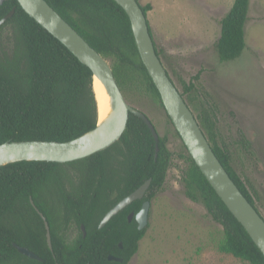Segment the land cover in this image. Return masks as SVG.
Segmentation results:
<instances>
[{
  "label": "trees",
  "instance_id": "obj_1",
  "mask_svg": "<svg viewBox=\"0 0 264 264\" xmlns=\"http://www.w3.org/2000/svg\"><path fill=\"white\" fill-rule=\"evenodd\" d=\"M46 1L111 62L127 100L131 92H140L166 112L140 57L130 18L120 5L114 0ZM250 1L235 0L220 22L221 36L216 50L223 63L239 59L247 48ZM141 7L148 16L152 6ZM13 9V17L0 27V33L9 27L12 34L7 50L0 56V145L22 141L66 143L95 130L98 109L91 70L36 23L17 0H5L0 6V21ZM150 31L153 37L151 27ZM155 47L180 90L166 55L158 50L156 43ZM179 82L182 96L218 159L263 217L256 189L237 173L230 150L221 143L213 107L199 97L196 83L188 84L183 79ZM166 115L173 125L167 112ZM176 134L180 137L177 130ZM158 145L157 153L149 127L143 119L130 114L120 141L89 158L66 164L18 162L1 167L0 264H129L138 253L139 242L147 229L139 230L138 223L135 220L129 223L126 216L131 211L137 213L143 201L131 204L104 228L99 226L108 211L149 179L152 184L144 200L152 201L162 189L172 165V153L168 151L166 137H160ZM185 149V194L201 203L212 219L222 225L224 237L219 250L242 262L264 264V255L211 187L186 146ZM70 168L77 173L73 180ZM66 181L71 184L69 189ZM31 199L49 223L53 251L47 242L45 223ZM69 224L84 225L86 238L79 230L80 241L75 245L65 244L59 230ZM14 245L30 249L42 260L22 255ZM110 255L122 262L108 260Z\"/></svg>",
  "mask_w": 264,
  "mask_h": 264
},
{
  "label": "rangeland",
  "instance_id": "obj_2",
  "mask_svg": "<svg viewBox=\"0 0 264 264\" xmlns=\"http://www.w3.org/2000/svg\"><path fill=\"white\" fill-rule=\"evenodd\" d=\"M138 1L152 6L147 19L154 41L180 91V79L194 82L199 97L213 107L221 143L230 150L237 173L256 189L264 217V0L250 1L247 48L227 63L220 61L216 44L220 22L235 0ZM11 35L9 27L0 33V56ZM127 102L149 117L172 153L163 187L151 201L146 234L129 264H249L219 250L222 225L185 194L186 149L166 112L140 92H131ZM71 234L79 232L74 228Z\"/></svg>",
  "mask_w": 264,
  "mask_h": 264
},
{
  "label": "water",
  "instance_id": "obj_3",
  "mask_svg": "<svg viewBox=\"0 0 264 264\" xmlns=\"http://www.w3.org/2000/svg\"><path fill=\"white\" fill-rule=\"evenodd\" d=\"M17 1L22 9L36 23L59 40L82 64L91 70L94 81L98 79L101 82L106 93L112 99V118L102 126L100 125V110L94 89L95 82H93V90L98 109V123L95 130L66 143L44 141L6 142L0 145V168L18 162L66 164L84 160L106 151L122 138L127 129L130 114L136 115L144 120L155 139L157 145L156 152L158 153L160 135L149 117L136 110L127 102L115 78L111 62L91 47L46 0ZM114 1L125 10L130 18L142 62L159 91L165 110L173 122L175 129L180 134L188 152L211 187L233 216L244 227L255 245L264 255V218L251 205L231 179L227 170L215 154L195 114L169 76L167 69L157 54L148 19L141 4L137 0ZM4 2L5 0H0V6ZM14 14L15 9L0 21V27L11 19ZM106 111V114H108L109 109L107 107ZM151 184L152 179H149L139 189L120 201L106 214L99 228H104L122 210L134 202L142 200L149 191ZM31 203L45 223L47 242L53 251L49 223L45 216L36 208L32 199ZM150 210L151 201H147L140 210L143 213L142 217L139 219L138 215L136 217L139 230H144L148 226ZM14 246L22 255L34 260H41L39 256L28 248L18 245ZM112 259V257H109V260ZM114 260L122 262L121 259L114 258Z\"/></svg>",
  "mask_w": 264,
  "mask_h": 264
},
{
  "label": "flooded vegetation",
  "instance_id": "obj_4",
  "mask_svg": "<svg viewBox=\"0 0 264 264\" xmlns=\"http://www.w3.org/2000/svg\"><path fill=\"white\" fill-rule=\"evenodd\" d=\"M119 169L120 168H117V170L119 171ZM68 171H69V175L70 176H72V177H70L72 180L76 177V171L74 170V169H68ZM79 183V181H77L76 179H75V184H78ZM71 187V184L68 182V181H66V188H70ZM148 193V192H147ZM146 193V195H145V197L142 199V200H138V201H143L142 202V206H143V204L145 203V202H147L146 200H144L145 198H146V196L148 195ZM142 208V207H141ZM125 210V209H124ZM124 210H122V211H124ZM141 210V209H140ZM140 210L136 213L135 211H131L130 213H128V215L126 216V218H127V220H128V222L129 223H131L133 220H135L136 222H137V220H136V217H137V215H138V213L140 212ZM121 211V212H122ZM109 212V211H108ZM107 212V213H108ZM120 212V213H121ZM43 214V213H42ZM44 215V214H43ZM106 216V215H105ZM117 216V215H116ZM46 218V217H45ZM149 219H150V214H149ZM103 220V219H102ZM102 222V221H101ZM138 223V222H137ZM101 224V223H100ZM149 224V223H148ZM138 227H139V225H138ZM148 227V226H147ZM147 227L145 228V229H147ZM77 229L78 230V232L80 233V231L79 230H81L82 231V233H83V237L84 238H86V236H87V232H86V229H85V226L84 225H81L80 227H77V225H71V224H69V225H63L62 227H61V229L59 230V236L61 237V239L63 240V242L65 243V244H67V245H75L77 242H79L80 241V235H78V236H76V237H73L72 236V229ZM84 228V229H83ZM144 229V230H145ZM50 231H51V228H50ZM51 236H52V234H51ZM121 245V244H120ZM30 250V249H29ZM109 257H112L113 259L112 260H110V261H116V260H114V258L115 257H113V256H108V260H109ZM115 259H118V258H115ZM42 260V259H41ZM40 260V261H41ZM122 260V259H121ZM116 262H118V261H116Z\"/></svg>",
  "mask_w": 264,
  "mask_h": 264
},
{
  "label": "bare ground",
  "instance_id": "obj_5",
  "mask_svg": "<svg viewBox=\"0 0 264 264\" xmlns=\"http://www.w3.org/2000/svg\"><path fill=\"white\" fill-rule=\"evenodd\" d=\"M95 93L97 95V102L100 110V125L102 126L104 123L108 122L112 118V111H111V105H112V99L109 97V95L106 93L105 88L101 84V82L98 79H95ZM106 107L109 109V113L106 114ZM97 134V133H96Z\"/></svg>",
  "mask_w": 264,
  "mask_h": 264
},
{
  "label": "clouds",
  "instance_id": "obj_6",
  "mask_svg": "<svg viewBox=\"0 0 264 264\" xmlns=\"http://www.w3.org/2000/svg\"><path fill=\"white\" fill-rule=\"evenodd\" d=\"M143 215L142 211L140 213H138V219L141 218Z\"/></svg>",
  "mask_w": 264,
  "mask_h": 264
}]
</instances>
